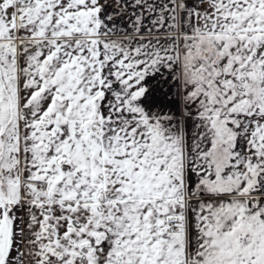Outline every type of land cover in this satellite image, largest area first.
<instances>
[{"label": "snow or ice", "instance_id": "obj_1", "mask_svg": "<svg viewBox=\"0 0 264 264\" xmlns=\"http://www.w3.org/2000/svg\"><path fill=\"white\" fill-rule=\"evenodd\" d=\"M0 264H264V0H0Z\"/></svg>", "mask_w": 264, "mask_h": 264}]
</instances>
